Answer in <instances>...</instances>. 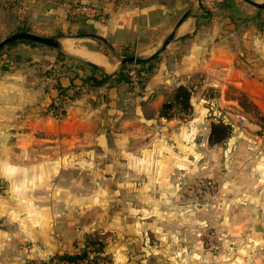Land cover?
<instances>
[{
	"label": "crops",
	"instance_id": "obj_1",
	"mask_svg": "<svg viewBox=\"0 0 264 264\" xmlns=\"http://www.w3.org/2000/svg\"><path fill=\"white\" fill-rule=\"evenodd\" d=\"M203 1L211 3L208 14L197 0H129L119 5L115 0H94L107 20L102 23L96 16L91 22L113 39L128 35L141 45L148 40L141 50L148 54L143 59L159 50L184 13H191L175 29L173 41L138 92L125 83L86 88L80 78L83 72L72 66L59 81L74 96L57 116L52 111L59 99L56 79L44 76L50 66L38 53L32 52L27 63L0 72V182L6 184L0 190V264L76 254L86 239L104 243L98 264H108L107 259L110 264H130V200L134 194L147 196L127 185L118 188L133 180L138 162L141 170L147 166L134 153L137 146L143 150L134 137L155 138L157 133L165 146L171 141L179 149L184 145L191 150L197 134L210 133V104L238 105L233 93L264 117V9L240 0ZM227 2L235 4L234 14L218 8ZM38 5L46 4L35 1L28 7L33 11ZM62 6L70 11L69 4ZM28 23L36 25L32 16ZM0 27L8 30L1 20ZM69 46L78 53L70 48L66 53L100 68L97 75L120 70L115 57ZM52 57L50 61L55 60ZM179 86L192 90L191 113L182 120L161 118L165 94ZM259 169L261 177L255 178L252 194L261 198L264 214V163ZM84 181L95 185L75 187Z\"/></svg>",
	"mask_w": 264,
	"mask_h": 264
},
{
	"label": "rangeland",
	"instance_id": "obj_2",
	"mask_svg": "<svg viewBox=\"0 0 264 264\" xmlns=\"http://www.w3.org/2000/svg\"><path fill=\"white\" fill-rule=\"evenodd\" d=\"M35 1L46 5H38L32 11L28 5ZM240 3L250 5L244 0ZM63 4L70 5L69 12L64 10ZM81 4L92 7L96 3L94 0H0V20L32 16L36 25L29 32L61 37L64 53L69 48L78 53L69 46L74 44L115 57L118 63L126 56L143 59L148 55L141 52L148 40L141 45L128 35H122L119 40L102 35L90 20L93 17L76 11ZM210 4H201L205 7L203 13H210ZM235 8V4L229 2L223 7L225 13L233 14ZM100 18L102 23L106 21V13ZM16 32L19 31L0 27V41ZM89 34L104 37L114 50ZM29 48L8 44L1 49L2 59L9 61L12 68L15 63L30 61L32 52L38 53L44 63L57 51L51 48L46 53L40 48ZM72 57L75 56L67 54V58ZM125 65L137 78L140 73L147 75L138 63ZM231 96L239 101L238 105L210 104V123L224 121L230 127V135L221 142L210 141L211 130L207 135L197 134L191 150L182 144L179 149L171 141L165 146L157 133L155 138L150 134L134 137L135 143H143V150L137 146L134 153L143 159V164L147 162V166L143 165L141 170L138 162V167L132 170L133 180L122 182L118 188L124 189L127 185L132 191L142 190L147 196L134 194L130 200L133 208L127 215L132 225L127 249L130 264H264V214L261 198L252 194L255 190L252 184L255 178L261 177L259 166L264 163V136L261 134L264 117L241 95L233 93ZM207 139L209 143L204 144ZM178 162L180 165L176 166ZM119 172L123 174V168ZM131 182L132 186H128ZM2 185L6 188V184L0 182ZM92 185L95 183L91 181L75 183V187L82 189ZM106 261L110 264L108 259Z\"/></svg>",
	"mask_w": 264,
	"mask_h": 264
},
{
	"label": "trees",
	"instance_id": "obj_3",
	"mask_svg": "<svg viewBox=\"0 0 264 264\" xmlns=\"http://www.w3.org/2000/svg\"><path fill=\"white\" fill-rule=\"evenodd\" d=\"M67 1V0H66ZM129 0H115V5H119L121 3H127ZM226 4V3H225ZM224 3H221L218 5V8H222L225 5ZM17 4H11V6H14ZM83 5V4H81ZM97 7V6H93ZM19 8V7H16ZM99 8V7H97ZM202 9H205V7H201ZM7 9V8H5ZM107 16V13H106ZM3 23L7 26L9 30H15V31H31L32 26L28 23V18L24 19H12L10 20L8 17L3 18ZM27 45L30 46L32 49L40 48L44 50V52H48L47 50H52L50 47H45L43 45L28 41V40H22V41H16L10 43V45ZM2 50H0V72H8L11 69V65L9 61H5L4 58L2 59L1 56ZM43 53V51H42ZM55 60L54 61H48L46 60L44 63L49 65L50 67L43 73L44 76L49 77L50 75H54V78L56 79V83L54 85V88L58 91L59 98L64 96H70L73 97L69 92V87H63L60 84V76L63 74H66L71 71V68L74 67V69L81 70L83 72V76L80 77L82 81V86H86V88H99L104 85L112 86L113 84H120L125 83L128 85L129 89H133V83L129 72V66L123 65L120 67V70L115 73L114 75H108V74H96V71H100V68L95 67L93 65H90L87 62L81 61L78 58H67V54L62 52L61 50H57L55 52ZM15 62V61H14ZM158 62V58L156 59H140L139 62H137L144 72L147 74L145 77L140 76L138 78V83L140 85V88L142 89L148 80L149 76L152 74L156 67V63ZM73 66V67H72ZM76 86L75 84H72V87ZM75 93V92H74ZM191 97H192V90L185 87V86H179L174 91L166 93L164 96L163 103L161 105V108L159 110V116L164 119H173V118H183L188 116L192 111V105H191ZM55 107L54 104L52 108ZM64 112V111H63ZM62 112V113H63ZM230 127L228 124H226L224 121H219V123H213L211 125V133H210V141L212 143H218L226 139L230 135ZM261 134L264 136V119L262 120V131ZM5 189V186H0V190ZM104 250V243L99 240H92V239H86L84 247L80 250L79 253L76 254H62L57 255L56 257L60 260H65L69 262L74 261H82L87 260L88 264H98L100 261H102L101 254ZM89 252H92V257L89 256Z\"/></svg>",
	"mask_w": 264,
	"mask_h": 264
},
{
	"label": "water",
	"instance_id": "obj_4",
	"mask_svg": "<svg viewBox=\"0 0 264 264\" xmlns=\"http://www.w3.org/2000/svg\"><path fill=\"white\" fill-rule=\"evenodd\" d=\"M197 1H198L199 6H201L202 0H197ZM244 1L247 2L248 4L254 6L257 9H264V2L257 3V2L250 1V0H244ZM190 15H191L190 12L184 13L181 16V18L178 20V22L176 23L175 29L177 27H179ZM175 29L171 32V34H169L166 37V39L163 41L162 46L160 47V49L158 51H156L153 55H151L148 59H151V60L152 59H156V58L159 57L160 54H162L165 51L167 46L174 39ZM88 36L101 40L103 43H105L107 46H109L110 48L113 49L112 44L108 40H106L104 37H102L100 35H96V34H89ZM22 40H28V41L43 45L45 47H50V48H53V49H56V50H61V48H62L61 37L44 36V35L35 34L33 32H29V31H19V32H16V33L12 34V35H9L4 40L0 41V50L3 47H5L6 45H8V44H10L12 42L22 41ZM140 59L141 58H139V57H137L135 55L126 56V57L121 58L120 64L121 65H125V64L133 63V62L137 63V62H139ZM90 65H93V64H90Z\"/></svg>",
	"mask_w": 264,
	"mask_h": 264
},
{
	"label": "built area",
	"instance_id": "obj_5",
	"mask_svg": "<svg viewBox=\"0 0 264 264\" xmlns=\"http://www.w3.org/2000/svg\"><path fill=\"white\" fill-rule=\"evenodd\" d=\"M77 12H80L82 14H85L88 17H96L101 16L104 12L97 7H91L87 4L80 5L76 8ZM132 76V83H133V90L135 92H138L140 89V85L138 83V78L134 74V71L131 73ZM144 73H140V76H144ZM54 79V77H53ZM71 102V98L69 96H64L58 99V101L54 104L55 107L52 108L53 114L55 113L57 116L61 115L62 112L65 110L66 106ZM93 253L89 252V256L92 257ZM27 264H88V261L82 260V261H74L69 262L65 260H60L56 256L52 258H46V259H32L29 260Z\"/></svg>",
	"mask_w": 264,
	"mask_h": 264
}]
</instances>
